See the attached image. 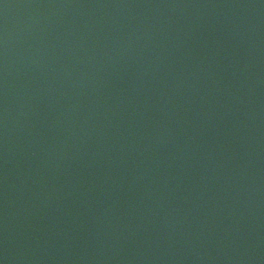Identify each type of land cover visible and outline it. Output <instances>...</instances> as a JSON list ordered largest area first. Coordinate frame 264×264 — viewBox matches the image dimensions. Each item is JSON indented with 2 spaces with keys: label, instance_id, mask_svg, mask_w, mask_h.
Returning a JSON list of instances; mask_svg holds the SVG:
<instances>
[{
  "label": "water",
  "instance_id": "water-1",
  "mask_svg": "<svg viewBox=\"0 0 264 264\" xmlns=\"http://www.w3.org/2000/svg\"><path fill=\"white\" fill-rule=\"evenodd\" d=\"M0 264H264V0H0Z\"/></svg>",
  "mask_w": 264,
  "mask_h": 264
}]
</instances>
